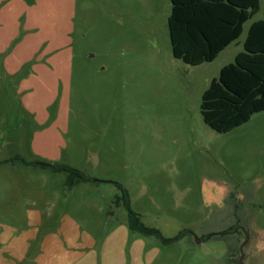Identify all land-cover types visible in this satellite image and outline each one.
Returning <instances> with one entry per match:
<instances>
[{
	"label": "rangeland",
	"instance_id": "rangeland-1",
	"mask_svg": "<svg viewBox=\"0 0 264 264\" xmlns=\"http://www.w3.org/2000/svg\"><path fill=\"white\" fill-rule=\"evenodd\" d=\"M171 9L170 0H0L2 264H30L25 248L33 256L45 238L51 250V239L66 248L88 235L100 247L94 264L106 250V264L121 251L123 264H264V111L218 133L201 110L264 19V0L243 35L198 66L173 56ZM37 162L92 181L70 188L67 173ZM115 183L145 225L179 239L131 233Z\"/></svg>",
	"mask_w": 264,
	"mask_h": 264
},
{
	"label": "trees",
	"instance_id": "trees-1",
	"mask_svg": "<svg viewBox=\"0 0 264 264\" xmlns=\"http://www.w3.org/2000/svg\"><path fill=\"white\" fill-rule=\"evenodd\" d=\"M170 1L168 26L173 56L191 66L215 61L243 35L245 24L261 9V0ZM201 110L205 124L218 133L231 132L264 111V19L251 23L244 51L211 81L203 93ZM50 168L67 173L70 188L92 181L83 171L66 164H51ZM115 184L121 190L115 204L127 210L131 233L154 236L164 244L179 239L165 238L159 229L145 225L141 215L131 210L128 192Z\"/></svg>",
	"mask_w": 264,
	"mask_h": 264
},
{
	"label": "crops",
	"instance_id": "crops-1",
	"mask_svg": "<svg viewBox=\"0 0 264 264\" xmlns=\"http://www.w3.org/2000/svg\"><path fill=\"white\" fill-rule=\"evenodd\" d=\"M4 12V11H3ZM1 12V13H3ZM18 23V21H17ZM18 25V24H17ZM50 55V54H49ZM48 55V56H49ZM51 57V56H49ZM25 80V79H24ZM26 84V82L24 81ZM26 91V88L24 89ZM23 91V93H24ZM95 235H88L87 237H72V243H69L66 248H64L62 242H66L65 238L62 236L61 239H51L49 245L54 246L53 249L47 250L46 243L47 238L39 245L40 249L37 253H34L33 256H29V251L25 248V253L23 256H26V262L30 264H94L93 259H95V253L99 250L100 247L97 246V241L94 239ZM106 238L104 239V242ZM104 245V243H103ZM101 249L105 250L102 247ZM122 249V248H121ZM111 250H106L102 256V263L106 264V260L109 254H111ZM120 255H115L116 264H123V251L119 253ZM22 256V255H21ZM68 257L70 261L65 262L62 258ZM30 258V259H29ZM2 260H0V264H2Z\"/></svg>",
	"mask_w": 264,
	"mask_h": 264
},
{
	"label": "water",
	"instance_id": "water-1",
	"mask_svg": "<svg viewBox=\"0 0 264 264\" xmlns=\"http://www.w3.org/2000/svg\"><path fill=\"white\" fill-rule=\"evenodd\" d=\"M38 166H43V167H50L51 166V164H49V163H44V162H37L36 163Z\"/></svg>",
	"mask_w": 264,
	"mask_h": 264
},
{
	"label": "flooded vegetation",
	"instance_id": "flooded-vegetation-1",
	"mask_svg": "<svg viewBox=\"0 0 264 264\" xmlns=\"http://www.w3.org/2000/svg\"><path fill=\"white\" fill-rule=\"evenodd\" d=\"M245 234H246V239L249 240V235L247 234V232ZM238 264H240V260L239 259H238Z\"/></svg>",
	"mask_w": 264,
	"mask_h": 264
}]
</instances>
